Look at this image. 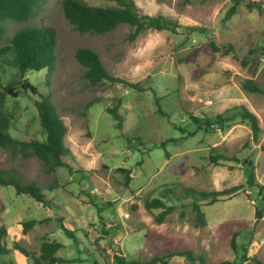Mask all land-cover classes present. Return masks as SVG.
Masks as SVG:
<instances>
[{"label": "rangeland", "instance_id": "1", "mask_svg": "<svg viewBox=\"0 0 264 264\" xmlns=\"http://www.w3.org/2000/svg\"><path fill=\"white\" fill-rule=\"evenodd\" d=\"M134 2L138 11L160 14L179 26L146 28L132 39L125 22L103 33L78 31L63 17L61 0H39L25 21L4 20L1 43L23 25L55 29L52 70H28L23 78L39 92L49 91L65 126L62 141L68 152L63 165L46 170L35 155L0 145V168H13L34 181L46 200L38 204L0 184V223L8 246L0 264H32L12 242L31 250L43 238L61 244L55 251L60 261L53 264H118L113 253L147 259L180 249L202 254L205 262L257 264L241 259V252L264 260V213L255 218L254 212L264 201L255 186L245 185L242 163L243 158L252 161L254 178L264 186V94L241 86L251 78L264 87V11L247 8L242 0L224 19L230 0ZM77 46L93 49L107 71L138 81L141 89L107 80L89 84L73 55ZM16 78L13 65L0 64L1 83ZM16 88L17 95H6L0 107L10 118L9 133L16 139L43 138L32 95L18 83ZM117 98L120 126L106 109ZM241 107L255 113L258 141L240 119ZM187 112L220 114L223 127L195 128ZM214 152L227 157L213 159L209 154ZM115 167L128 168L126 184ZM185 186L217 191L212 200L196 199L204 218L200 224ZM153 197L171 205L160 221L155 215L161 207L144 206ZM30 218L36 222L22 232L20 222ZM166 264L199 263L174 254Z\"/></svg>", "mask_w": 264, "mask_h": 264}, {"label": "trees", "instance_id": "2", "mask_svg": "<svg viewBox=\"0 0 264 264\" xmlns=\"http://www.w3.org/2000/svg\"><path fill=\"white\" fill-rule=\"evenodd\" d=\"M39 0H0V56L8 55L1 58V63L13 65L16 68L17 78L0 82V107L6 95H17L16 84L18 83L24 92L32 95V103L37 111L38 122L44 136L41 139L29 138L16 139L8 131L10 124L9 116L0 109V145H11L21 155H35L38 157L46 170H52L58 165H63L62 157L68 152V148L63 144L62 137L65 126L62 119L57 114L53 103L49 97V91L39 92L37 87L27 80L23 75L28 70H38L45 68L46 73L51 71L54 66V45L56 41L55 29L49 25H23L17 28L6 42L1 43L4 33V20L13 19L16 21H25L31 17L34 6ZM105 4H88L83 0H61V11L63 17L78 31H89L95 33L106 32L117 24L125 22L131 26L127 34L128 39L135 37L140 31L151 29H168L174 30L179 24L160 15H151L138 11L134 0H105ZM242 0H230L229 5L225 8L222 17L227 19L235 11L236 5ZM247 8H255L260 12L264 11L263 0H244ZM189 29H196L197 26H185ZM212 44V42L210 41ZM213 47L214 44H212ZM73 55L75 59L84 66L82 72L85 79L91 85L101 83L104 80L110 82H120L123 85L140 90L141 86L136 80H127L121 76L114 75L107 71L101 63L97 53L86 46H77ZM242 88L264 94V87L259 86L253 79L245 78L241 82ZM119 98L107 107V111L116 118V125H121V116L116 111ZM157 105V102L155 103ZM240 119L246 121L250 128V134L253 140L258 141L259 125L255 113L245 107H241L238 112ZM187 116L195 128L206 127L210 124L223 127L224 118L220 114L211 117H198L191 112ZM162 145V144H161ZM210 157L226 158L227 156L220 152L209 154ZM242 163L245 166L244 183L246 186H255L261 200L264 201V186L254 178L252 161L249 158H243ZM122 173L123 182L126 184L129 179V170L126 167H115ZM0 184H9L15 192L28 194L35 202L46 203L40 187L32 180H26L13 168H0ZM183 193L190 196L191 205L194 210L195 223L203 222V212L196 202V199L209 198L214 199L217 191L195 189L185 186ZM146 208L161 207L155 215V219L160 221L163 215L167 213L171 205H166L163 200L153 197L144 201ZM100 209V208H99ZM255 218H259L264 213V204L255 207ZM36 219L30 218L20 222L21 231L25 232ZM61 229L71 235V230L59 222ZM6 227L0 223V253H5L8 249L6 244ZM232 243V242H231ZM60 242L53 239H42L37 249H27L17 241L12 242V248L17 249L20 253L28 257L32 264H53L60 261L55 255V251L60 247ZM244 250V249H243ZM178 254L183 255L191 261H197L199 264H239V261L218 260L216 262H205L202 254H193L189 249L168 250L163 253L153 254L147 259L125 258L121 253H113V259L118 264H166L169 256ZM241 259L250 258L257 264H264V260L257 258L255 255L240 253Z\"/></svg>", "mask_w": 264, "mask_h": 264}]
</instances>
